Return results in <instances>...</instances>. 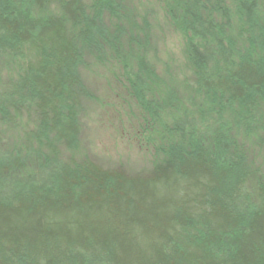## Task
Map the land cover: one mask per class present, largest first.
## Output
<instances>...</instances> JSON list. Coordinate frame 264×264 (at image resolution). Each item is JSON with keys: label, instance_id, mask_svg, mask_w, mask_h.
I'll return each instance as SVG.
<instances>
[{"label": "trees", "instance_id": "1", "mask_svg": "<svg viewBox=\"0 0 264 264\" xmlns=\"http://www.w3.org/2000/svg\"><path fill=\"white\" fill-rule=\"evenodd\" d=\"M50 4L0 0V264H264V0ZM95 65L159 152L145 174L65 152Z\"/></svg>", "mask_w": 264, "mask_h": 264}, {"label": "rangeland", "instance_id": "2", "mask_svg": "<svg viewBox=\"0 0 264 264\" xmlns=\"http://www.w3.org/2000/svg\"><path fill=\"white\" fill-rule=\"evenodd\" d=\"M56 8L57 0H51L49 9L55 11ZM156 33L157 56L170 59L171 66H175V74L183 75L181 36L161 26L156 28ZM85 79L91 85L93 97L84 98L77 141L73 150L68 148L65 152L69 156L89 158L106 169L145 174L160 156H157L159 152L155 150L154 143L150 140L148 144L142 137L137 105L116 81L110 67L95 65L88 68ZM252 168L253 184L259 179L264 180V157H255Z\"/></svg>", "mask_w": 264, "mask_h": 264}, {"label": "clouds", "instance_id": "3", "mask_svg": "<svg viewBox=\"0 0 264 264\" xmlns=\"http://www.w3.org/2000/svg\"><path fill=\"white\" fill-rule=\"evenodd\" d=\"M179 41V37H177V42ZM173 46H175V44L173 45ZM177 51H178V48H177Z\"/></svg>", "mask_w": 264, "mask_h": 264}]
</instances>
